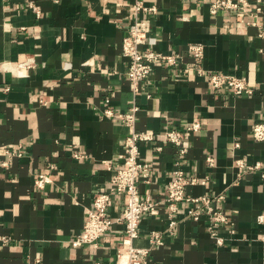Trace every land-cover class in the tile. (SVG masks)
<instances>
[{
  "label": "crops",
  "instance_id": "0c3cea01",
  "mask_svg": "<svg viewBox=\"0 0 264 264\" xmlns=\"http://www.w3.org/2000/svg\"><path fill=\"white\" fill-rule=\"evenodd\" d=\"M133 1L0 0V238H9L0 239V264H115L123 222L96 245L75 247L71 240L83 230L95 190L109 188L123 165L131 127L117 114L134 104L136 129L155 136L139 143L141 159L152 166L151 182L138 178L140 197L158 203L157 214L141 218L133 240L151 248L145 264L264 263V141L252 136V126L264 120V0L234 10H213L215 0H143L156 7L140 15L151 22L150 45L182 60L177 67L157 64L139 94L122 54ZM30 2L40 6V16ZM192 43L204 44V69L245 76L255 93L217 90L191 71ZM107 106L116 115H105ZM196 120L201 129L185 140L183 163L196 182L186 194L209 196L229 215L218 229L223 245L209 234L206 214L188 216L195 203L184 200L171 213L166 202L177 148L163 133ZM9 144H20L23 153L7 157ZM256 162L262 167L249 169ZM41 172L52 178L44 189L34 184ZM121 205L114 194V218ZM152 231L161 234V245L151 243Z\"/></svg>",
  "mask_w": 264,
  "mask_h": 264
},
{
  "label": "built area",
  "instance_id": "2783aa9c",
  "mask_svg": "<svg viewBox=\"0 0 264 264\" xmlns=\"http://www.w3.org/2000/svg\"><path fill=\"white\" fill-rule=\"evenodd\" d=\"M247 0H215L212 3L213 10H234L243 9ZM29 7L37 16L41 14V8L37 4L30 2ZM134 16L133 22L128 26L122 40V54L128 58V67L126 75L130 80L134 94L141 92V83L150 76L157 64H164L169 67L179 66L182 56L177 53H163L155 51L150 45L148 39L151 33V22L142 18L140 15L145 11H156L155 6H146L143 0H134L131 4ZM204 44L192 43L189 50L192 53L193 62L189 66L191 71H195L200 76H205L211 85L217 90L230 89L235 95H252L255 93V85L245 76H237L232 73H226L218 70H206L202 67L204 58ZM30 60L22 65H29ZM109 103L110 99L106 98ZM137 104L131 106L126 112H120L117 115L131 127L126 135L123 144V165L114 170L111 177L109 188L97 189L93 194V205L88 211L83 230L71 240L75 247L84 244L96 245L98 239L107 234L116 221L125 224V233L123 236V245L116 256L115 264H145L150 254L151 248L134 246L133 240L139 235V222L145 214H157L158 203L153 201L148 195L141 198V190L138 185V178L141 175L145 183L151 182L152 166L147 160L141 159L139 143L142 141H153L155 136L151 133L139 131L135 127L137 120ZM105 115L113 116L115 112L107 106L104 110ZM201 123L199 120L193 121L183 129H168L164 131L166 140L176 146V159L174 177L167 184L166 202L171 213L179 211V204L184 200L195 203L196 207L188 209V216L194 220H199L202 214L209 217V234L216 240L218 245L224 244V237L218 229L222 225L229 224V215L224 211L213 207V198L202 195L190 197L186 194L188 184L196 182V179L187 178L183 169V163L187 154L185 140L194 132H199ZM252 136L256 141H264V120L257 122L252 126ZM157 151L162 150V146L156 147ZM7 157L15 155L20 156L23 153V147L20 144H9L3 147ZM75 158H82L85 155L75 153ZM207 161L213 165L214 158L209 156ZM7 164L6 162L2 163ZM262 167L260 162L249 166V169ZM55 166L50 164V169ZM264 178V174H263ZM52 182L49 173L41 172L36 175L34 184L38 189H44ZM117 195L121 200L119 215L114 218L110 211V202L113 195ZM263 215L259 216V221L263 222ZM175 221L171 222V226ZM3 242H8L9 238L3 236L0 238ZM264 245V236L261 237ZM150 241L153 245H161L163 239L158 231L150 233ZM94 264H104L97 260ZM264 264V263H263Z\"/></svg>",
  "mask_w": 264,
  "mask_h": 264
}]
</instances>
